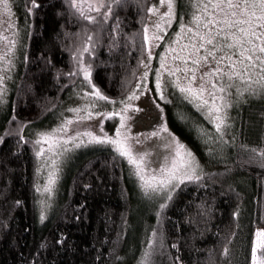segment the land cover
<instances>
[{
  "label": "trees",
  "instance_id": "16d2710c",
  "mask_svg": "<svg viewBox=\"0 0 264 264\" xmlns=\"http://www.w3.org/2000/svg\"><path fill=\"white\" fill-rule=\"evenodd\" d=\"M15 3L23 43L6 115L0 120V264H138L154 227L163 231L164 246L153 255V264H172L174 256L183 264H251L255 229L264 226V166L259 156L250 162V153L241 145L264 146V99L259 96L230 108L228 143L222 150L208 139L215 128L206 115L182 95L175 97L166 111L167 123L212 178L182 184L160 218L157 204L139 194L126 161L113 166L111 150L92 145L73 153L46 218L39 219L38 161L17 125L26 122L25 130L44 124V129L66 112L62 105L82 91V76L64 74L73 67V34L87 22L70 17L64 0H41L43 7L35 15L26 13L25 0ZM115 14L122 29L117 46H111L115 34L110 25L116 22L111 17L96 33L95 55L85 56L93 62L97 86L119 101L133 88L141 67L142 38L131 37L141 30L142 13L136 0H128ZM226 244L229 253L224 255Z\"/></svg>",
  "mask_w": 264,
  "mask_h": 264
},
{
  "label": "snow or ice",
  "instance_id": "6c2138e0",
  "mask_svg": "<svg viewBox=\"0 0 264 264\" xmlns=\"http://www.w3.org/2000/svg\"><path fill=\"white\" fill-rule=\"evenodd\" d=\"M127 2L128 0H64L70 17L75 16L79 21L87 22L80 32L73 34L77 37L72 45L74 50L71 51L73 67L64 75L69 78L83 77L80 87L88 103L86 108L68 109L75 115L63 119L55 128L38 131L35 141H31L38 159L36 172L39 174L46 170L45 182L36 186V192L42 196L38 201L41 221L46 218V211L50 207L59 178L58 173L62 170L61 165L72 151L80 147L96 145L110 149L113 166L117 161H126L129 176L135 178L141 197L158 204V218L162 216L182 184L199 183L204 178H212L205 172L193 152L178 140L165 122V108L160 101L168 99L166 87L178 89L184 99L192 101L206 115L215 128V135H208V139L216 143L221 150L222 146L228 143L225 135L231 126L228 110L234 104L249 101L250 97L259 96L264 99V0H187L183 4L181 0H158V4L147 6L144 0H136L142 13L141 30L139 33H133L131 38L134 39L137 34L141 35V58L138 63L143 65L145 71L135 82V87L129 89L126 95H122L119 101L106 94L94 82V65L85 54L95 55L98 43L96 33L103 31L104 25L109 24L111 17H115L116 21L110 25V31L115 34L111 46H117L122 29L115 8L126 5ZM23 6L27 14L35 15L42 9L43 4L41 0H25ZM12 8L13 0H0L2 16L7 17L0 19V26L7 24L5 31L9 32V35L0 33V43L4 46L3 50H0V108L6 104V82L12 78L9 73L15 66L14 58L21 43L18 39L19 32L11 31L16 27L11 23ZM145 12L151 15H143ZM153 15H158V20L149 23ZM174 20L178 30L175 31V39L169 41L160 56V67L155 69L153 89L145 82L153 55V45L165 39L163 32L172 26ZM24 58L29 59L27 53ZM164 73H167V80ZM141 89L143 91H140ZM148 92L153 93V103L159 110V122L150 135L158 138L160 146L168 150L158 168L151 167L155 161L150 159V146L146 144L148 135L131 133L129 124L133 119L132 113L143 111L132 101L138 100ZM108 103L113 105V109L101 112L99 109ZM117 103L120 105L118 109L115 107ZM94 117H102L96 125L99 132L93 130L94 126L81 124ZM115 117H119V124L115 127V134L109 135L104 129V119ZM12 119L15 120L16 116ZM24 123L26 122L17 125V132H23ZM74 124L77 127L82 126L83 131L71 132ZM11 134L9 131V135ZM234 139L233 137V141ZM19 140L24 141L25 137L20 135ZM241 147L250 153V162L259 156L264 166V146ZM15 203L20 204L21 201L17 200ZM200 207L203 208V205ZM204 214L202 211L201 215ZM238 214L237 207L233 215ZM260 219L264 220V215ZM147 244L148 247L138 264H153V255L164 246L163 231L154 227ZM177 246L178 241L171 244L172 248ZM228 253L226 244L223 254ZM172 264H183V260L180 256H174ZM251 264H264V226L255 229L251 242Z\"/></svg>",
  "mask_w": 264,
  "mask_h": 264
},
{
  "label": "rangeland",
  "instance_id": "374dc122",
  "mask_svg": "<svg viewBox=\"0 0 264 264\" xmlns=\"http://www.w3.org/2000/svg\"><path fill=\"white\" fill-rule=\"evenodd\" d=\"M152 3H157L158 4V0H153L149 5H151ZM183 3H186V2H183ZM162 10H164V9H162ZM187 11H189V9H187ZM147 15H151V14L147 13ZM0 19H7V17L2 16V10H0ZM157 20H158V15H153L151 17V20L148 21V22L149 23H154ZM11 23H13L16 26L15 28L11 29V31H18L19 32L18 39L21 41V43L18 45V50L16 51V55H15V58H14V65L16 66L17 65L16 61L18 60L19 53H20L19 49H20V47H21V45L23 43V40H22V32H21L22 22H21V18L19 16V14H18V12L16 10L15 0H13ZM7 27H8L7 24H4V25L0 26V33H2L3 35H9V32L5 31V29ZM177 30H178V25H177V22L174 20L173 23H172V26L166 28L164 30V32H163V35L165 36V39L162 40V41H159L158 43L153 45V55L151 57V63L149 64V68H148V77L146 78V81H145L153 89L155 87V83H154L155 82V69L160 67V56L165 51V48L168 46L169 41L171 39H175V31H177ZM160 46H161V49H159ZM3 47H4L3 44L0 43V50H3ZM146 56H147V52L145 50L144 57L146 58ZM15 66L11 69V71L9 73V75L12 78L6 82L7 83V88H8L7 96H6V104H5V106L3 108H0V120L3 118L4 115H6L5 114V108H6V105H7V102H8V98H9L10 93H11V86H12V83H13L14 78H15V71H14L15 70ZM144 71H145V69H144L143 65H141L139 73H138V76L136 78V81L140 79V75ZM164 77H165L166 80L168 79L167 73H164ZM134 87H135V84H134L133 88ZM140 91H143V89H141ZM165 92H166V95L168 96V99L166 101H160V103L165 108V122L167 123L166 111H167V109H171L174 106L175 97L177 95L181 96V94H180L178 89H174L171 86L166 87L165 88ZM256 97H258V96H256ZM156 99L158 100L159 98L156 97ZM132 102L134 104H138L143 109V111L138 112V113H132L133 119L129 121V124L131 125L130 131L133 134L139 133V134H147L148 135V140L146 141V144H148L150 146L149 147V151L151 152L150 159L152 161H155L154 163L151 164V167L152 168H158L159 167V162L163 161L164 156L168 154V150H166L165 148L160 146V142H159L158 138L152 137L150 135L151 132L155 130L156 125L159 122V119H158L159 110L155 108V105L153 103V93L152 92H148L145 95H141L138 100H133ZM87 103H88V100H87V98H84V92L81 91V92H79V95L76 94L75 96L72 97V99L67 100L62 105L64 107L63 109L66 112L64 114H62L60 117H58L57 119H55L54 122L50 123L48 126H45L44 129L42 128V126H44V124L42 126H39V124L28 125V126H26V129L23 130V132L21 134H25L26 136H28L30 141H35V139L37 138L36 137V133L38 131L50 130L52 128H55L63 119H65L67 117H72V116L75 115L74 113L68 111V109L73 108V107L86 108L87 107ZM192 104L195 106V104L193 102H192ZM119 106H120L119 103H117V105L115 107L118 109ZM112 109H113V105L108 103L105 107H101L99 110L101 112H104V111H111ZM200 112L205 116V114L202 111H200ZM229 114H230V112H229ZM100 119H102V117H94V118H92L90 120H85V121L81 122V124L82 125H87V126H90V127L94 126L93 130L96 131V132H99V127L96 126V125H97V121L100 120ZM118 124H119V117L104 119L105 132H107L109 135H114L115 134V127ZM168 127H169V125H168ZM169 129L178 138L176 133L173 132L170 127H169ZM76 130L83 131V127L82 126L77 127V125L74 124L72 129H70V131L74 132ZM1 132H0V137H1ZM178 140L181 143H183L179 138H178ZM32 145H33V143H32ZM153 145H155V147H152ZM186 147L189 150H191L188 146H186ZM33 148H34V145H33ZM84 148L85 147H80L78 149H75L74 151H72L69 154V158H67L64 161V163L61 165L62 170L58 173V177L59 178L57 180L56 185H59V180L61 178V173H65L67 171V169H66L67 164L70 162L71 158L73 156H75L73 153H75L78 150L80 151V150H82ZM37 161H38V159H37ZM40 162H43V161H40ZM201 165H202V163H201ZM63 167H64V169H63ZM63 177H64V174L62 176V179H63ZM45 180H46V170L41 171L39 174L37 173L38 185H43ZM53 194H55V189H54V193ZM53 197H54V195H53ZM40 199H42L41 194L38 196L37 202ZM51 204H52V201H51ZM37 206H38V210H39V219H40V205H39V203L37 204ZM157 207H158V204H157Z\"/></svg>",
  "mask_w": 264,
  "mask_h": 264
}]
</instances>
